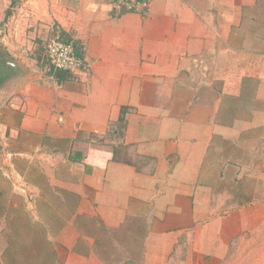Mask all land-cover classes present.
<instances>
[{
    "label": "crops",
    "instance_id": "0c3cea01",
    "mask_svg": "<svg viewBox=\"0 0 264 264\" xmlns=\"http://www.w3.org/2000/svg\"><path fill=\"white\" fill-rule=\"evenodd\" d=\"M146 2L0 0L6 54L58 36L85 62L0 86V264H108L96 230L140 234L138 264H219L264 223V0ZM220 160L260 189L223 213Z\"/></svg>",
    "mask_w": 264,
    "mask_h": 264
},
{
    "label": "rangeland",
    "instance_id": "374dc122",
    "mask_svg": "<svg viewBox=\"0 0 264 264\" xmlns=\"http://www.w3.org/2000/svg\"><path fill=\"white\" fill-rule=\"evenodd\" d=\"M14 5V4H13ZM11 5V6H13ZM11 8V7H10ZM11 10V9H10ZM48 39V38H47ZM46 40H41L40 42V53L37 56L36 59V52L32 55L29 50L24 51V55L21 58H15L13 59L11 54H6V57L4 56L6 63L10 65L11 73L10 71H7L5 74V77L2 79V83L0 86H4L6 83H8L15 75V68L12 66V64H15V67L17 68V63L24 62L23 65L35 69L38 72L39 69H42L43 73L49 72L50 64L46 60L45 56V49L44 45ZM0 49H3L1 51L7 52L8 49L4 47L2 44H0ZM6 49V50H5ZM5 55V53H4ZM40 57V58H39ZM27 61L33 62V64H27ZM3 103V99H0V104ZM2 116V111L0 110V118ZM34 141H30V143H33ZM12 148L20 147L19 144H13L11 145ZM4 153V147L2 144V140L0 139V158ZM217 156V155H216ZM216 156L212 159V165L213 170H210L208 181L209 183H213L214 181V175L216 173V164L218 163ZM219 159H222V156L218 155ZM243 158H249L252 160H255L256 157L253 155H245ZM6 159V157H5ZM235 165V164H234ZM20 167H23V163H19ZM220 173H221V181L219 184L215 185L214 189H217L220 194L218 197L222 200L220 203L221 211L220 213H223L224 211H227L229 209H233L236 207H239L240 205L244 204L245 199H248L250 197L249 193L253 192L257 195L260 194L259 184L256 183V177L254 174L251 177H242L241 174H244V171H236L237 168L229 167L228 165L223 164V161L220 160ZM25 174L28 182L33 184H41L43 183L44 178L41 176V173L38 172L35 168H32V172H26ZM247 173V172H246ZM258 174V172H256ZM255 174V175H256ZM9 177L7 179L13 180L15 183V177L18 178L19 174L17 172H8L7 174ZM16 175V176H14ZM21 177V176H20ZM25 181V180H24ZM23 177L20 182V188L24 185ZM215 182V181H214ZM237 182L239 184H237ZM27 183V182H26ZM6 182H4V179L1 180L0 177V186L4 189ZM214 184V183H213ZM217 186V187H216ZM24 189V187H23ZM217 192L213 191V194H217ZM216 198V197H215ZM217 199V198H216ZM49 212V211H47ZM95 238H96V247L98 253H101V256H103V247L105 256L107 259L108 264H138L141 250V239L142 236L140 234L135 235H129L121 234V235H114L112 238H108V236H105V242H103V230L100 232L99 230H96ZM116 238V239H115ZM109 239V240H108ZM113 239V240H112ZM219 264H264V223L255 228L251 231H248L244 234H241V236H237L235 240L229 245L226 254L222 259H220Z\"/></svg>",
    "mask_w": 264,
    "mask_h": 264
},
{
    "label": "built area",
    "instance_id": "2783aa9c",
    "mask_svg": "<svg viewBox=\"0 0 264 264\" xmlns=\"http://www.w3.org/2000/svg\"><path fill=\"white\" fill-rule=\"evenodd\" d=\"M109 4L115 14L142 12L147 8L146 0H109ZM44 49L46 60L54 70L76 73L85 64L84 60L75 53L73 45L64 42L58 36L47 39Z\"/></svg>",
    "mask_w": 264,
    "mask_h": 264
},
{
    "label": "trees",
    "instance_id": "16d2710c",
    "mask_svg": "<svg viewBox=\"0 0 264 264\" xmlns=\"http://www.w3.org/2000/svg\"><path fill=\"white\" fill-rule=\"evenodd\" d=\"M63 40V39H61ZM64 42H68L73 44L70 40H63ZM2 49H0V57L2 58L3 56L6 57V53L4 51H1ZM5 53V55H4ZM0 58V59H1ZM7 71H10V66L5 62V60H0V84L2 83V79L5 77V74Z\"/></svg>",
    "mask_w": 264,
    "mask_h": 264
},
{
    "label": "flooded vegetation",
    "instance_id": "af4514ba",
    "mask_svg": "<svg viewBox=\"0 0 264 264\" xmlns=\"http://www.w3.org/2000/svg\"><path fill=\"white\" fill-rule=\"evenodd\" d=\"M0 58H1V57H0ZM2 59L5 60L4 56H3L0 60H2ZM5 62H6V60H5ZM6 73H7V72H6Z\"/></svg>",
    "mask_w": 264,
    "mask_h": 264
},
{
    "label": "water",
    "instance_id": "95a60500",
    "mask_svg": "<svg viewBox=\"0 0 264 264\" xmlns=\"http://www.w3.org/2000/svg\"><path fill=\"white\" fill-rule=\"evenodd\" d=\"M12 66H13L14 68H16V67H15V64H14V65L12 64Z\"/></svg>",
    "mask_w": 264,
    "mask_h": 264
}]
</instances>
